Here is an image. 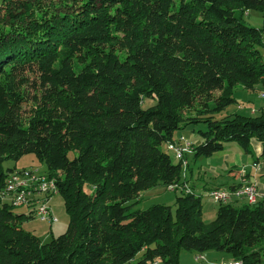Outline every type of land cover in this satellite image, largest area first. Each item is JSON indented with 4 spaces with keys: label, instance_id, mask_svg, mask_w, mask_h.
Listing matches in <instances>:
<instances>
[{
    "label": "trees",
    "instance_id": "16d2710c",
    "mask_svg": "<svg viewBox=\"0 0 264 264\" xmlns=\"http://www.w3.org/2000/svg\"><path fill=\"white\" fill-rule=\"evenodd\" d=\"M252 10L264 22V0L2 1L0 264H179L182 252L264 264V200L220 203L205 223L202 193L162 149L206 124L188 169L228 143L250 155L257 142L255 164L264 160V109L216 117L236 86L264 92V28L245 23ZM26 155L45 165L69 217L47 243L22 227L36 205L16 214L2 198L15 171L4 163ZM170 186L182 193L175 209L137 208L141 193Z\"/></svg>",
    "mask_w": 264,
    "mask_h": 264
},
{
    "label": "rangeland",
    "instance_id": "374dc122",
    "mask_svg": "<svg viewBox=\"0 0 264 264\" xmlns=\"http://www.w3.org/2000/svg\"><path fill=\"white\" fill-rule=\"evenodd\" d=\"M2 1L3 0H0V5ZM245 23L252 28H256V29L264 28L262 14L261 12L256 11V10L247 12V14L245 15ZM29 78L31 80L34 79L33 76H29ZM32 87L29 88L30 91H33ZM30 93L32 94L33 92H30ZM217 94L218 92L215 93V95ZM234 98L236 100V103L232 105L230 108H228L227 111H225L223 114L217 115L216 116L217 119H220L230 114H239L243 116H255L260 112L261 109H264V98L262 97V92L259 93V92L247 91L241 86H236L235 92H234ZM155 103L156 102L153 100L146 101L144 103V108L151 107ZM24 109L26 111H29L30 105L28 104L27 106H24ZM205 130H207L206 124L191 125V126H188L187 130L184 132L178 131L175 137L176 139H178L183 135L190 136V139L194 143L196 142L198 138H200L199 131H205ZM186 139L190 140L189 138H186ZM229 144L233 145V150L236 151L237 145L235 143H228L227 145ZM162 149L163 151L167 152L170 155L174 163L179 162L176 159L174 152L168 150L167 143L162 145ZM242 159H243V163L246 164L248 161V156L243 154ZM231 160H233V157L230 158V162L228 163L230 164L229 166L233 164ZM205 161H206V158H201L197 162L196 161L194 162L193 160H191V158H189L188 162H189L190 171L191 170L193 171L191 173L194 174L195 178L197 177L198 172H200L198 170V167H200V164L204 166L208 165ZM219 163L223 165L222 161H219ZM3 167L5 170L15 169V170L20 171L23 169H35L41 172L43 175H46L48 173L45 165L41 163L34 155H26L18 161H13V160L7 161L6 163H4ZM246 169L247 171L251 172V174L255 172L253 165L248 164ZM188 170H189L188 167L184 166V171L186 172L185 176L188 178V180H190V173ZM231 170H233V168H231ZM218 173L219 175L223 176L220 178V180L225 182L226 184H231L232 181H235L234 178L229 176V173L227 172L224 166L218 169ZM210 176L211 175H208V177ZM193 183L196 184L195 179L193 180ZM221 186L220 185L212 186L210 188V191L211 190L213 191V189L214 190H224V191L227 190V189H221ZM191 191L193 192V190ZM181 194L182 193L180 189L175 191V190H169V187L155 188L147 192L141 193L143 199L137 204V208L141 210H145L153 205L161 204V205L170 206L173 209H175L176 197L180 196ZM207 194H208L207 192L205 194L202 193V197H203V200H202L203 216L202 217L205 223H210L214 221L216 218L217 209H218L219 204L211 201L206 196ZM47 204H48V208H50V211L53 217L57 219V221L54 224H50L47 221H43L39 219L34 213L33 218L25 222L22 225V227L26 231L31 232L32 234L38 236L43 243L50 242L54 238H57L60 235L64 234L67 231L68 222H69V217L65 209L64 199L61 194L56 193L55 195H53ZM28 212H29V209L26 208V206L15 208L16 214H26ZM209 254L218 255L219 253L209 252ZM199 255L200 254L196 252H182L180 256L179 264H201V262L196 258ZM219 255L224 257L222 254H219ZM139 258L140 256H138L134 262L136 263L139 260ZM134 262L133 263L131 262L130 264H134Z\"/></svg>",
    "mask_w": 264,
    "mask_h": 264
},
{
    "label": "built area",
    "instance_id": "2783aa9c",
    "mask_svg": "<svg viewBox=\"0 0 264 264\" xmlns=\"http://www.w3.org/2000/svg\"><path fill=\"white\" fill-rule=\"evenodd\" d=\"M262 97L264 98V92H262ZM180 141L181 144L179 145L169 143V150L174 152L178 161L183 162V167H187L188 163L186 160H184V156L186 154L192 153V144L185 137H181ZM21 176H36V180H43V188L39 192L29 193L30 184H20ZM175 189H177V186L169 187V190ZM183 189L185 190L184 192H191L187 187ZM56 193L57 186L56 181L53 178L47 175H42L41 172L35 169H23L20 171L15 170L7 178L2 198L11 202L14 207H22L27 205H35V197H44V205H36L35 215L43 221L54 224L57 219L53 217L47 203ZM206 196L211 201L218 204L228 203L235 199L246 201L247 203H254L258 200H264V195L258 190L257 182L255 180L246 182L242 187L234 191L213 190L208 192ZM198 260L203 261L206 264H232V262H239L238 260H234L232 262H223V260L210 261L206 258H198Z\"/></svg>",
    "mask_w": 264,
    "mask_h": 264
},
{
    "label": "crops",
    "instance_id": "0c3cea01",
    "mask_svg": "<svg viewBox=\"0 0 264 264\" xmlns=\"http://www.w3.org/2000/svg\"><path fill=\"white\" fill-rule=\"evenodd\" d=\"M185 136L186 135H183L182 137ZM186 138L190 139V136H186ZM189 142H191V144L193 143L191 139L189 140ZM194 143L199 144L200 138H198ZM226 146L227 148L225 149V151L214 155L212 158L206 159L205 162L208 165L204 166L200 164V167H198V170L200 172H198L196 178L194 177V174L191 173L193 171L192 170L190 171V167H189L188 171L190 173V180L188 179L187 180L189 186L192 187L191 189H193V191H195L196 193L201 194L210 191V188L212 186L222 185L221 189L230 190L231 186L243 185L248 181L255 180L257 182L258 190L260 191L261 194L264 195V160H261L258 164H255L256 158H258L262 153V146L259 143L254 142L253 143L254 154H250V155L246 154L238 145L236 147V151L233 150V145L229 144ZM243 154L248 156V161L246 164L243 163V159H242ZM231 157H233V160H231L233 164L229 166L230 164L228 163L230 162ZM219 161H222L223 165L220 164ZM248 164L254 166L255 172L253 174L247 171L246 168ZM222 166L226 168L227 172L229 173V176L235 179V181H232L231 184H226L225 182L220 180V178L223 176L219 175L218 169L222 168ZM231 168H233V170H231ZM208 175L211 176L208 177ZM194 179L196 184L193 183ZM142 199L143 197L142 195H140L139 201H141ZM199 256H197L196 258L198 259ZM202 256H204V258L210 261H220V260H223V262L230 261V260H225L224 257H222L219 254L216 255V254L206 253ZM200 262L201 264H206L203 261Z\"/></svg>",
    "mask_w": 264,
    "mask_h": 264
},
{
    "label": "bare ground",
    "instance_id": "6f19581e",
    "mask_svg": "<svg viewBox=\"0 0 264 264\" xmlns=\"http://www.w3.org/2000/svg\"><path fill=\"white\" fill-rule=\"evenodd\" d=\"M169 150V146H168ZM43 175V174H42ZM20 184H30L29 186V193H36L41 191L43 188V180H36V176H21L20 177ZM189 189V188H188ZM188 193V192H185ZM254 203H249V204H255ZM35 205H44V197H35ZM199 258H204V256L200 255ZM234 260L226 261V262H232ZM239 262H232V264H246L242 260H238ZM152 264H159L158 262H152Z\"/></svg>",
    "mask_w": 264,
    "mask_h": 264
}]
</instances>
